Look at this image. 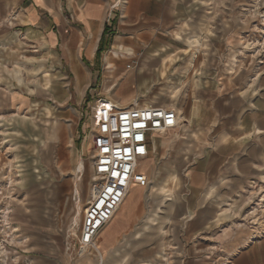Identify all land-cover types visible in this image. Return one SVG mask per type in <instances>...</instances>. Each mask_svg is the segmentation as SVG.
<instances>
[{
  "label": "crops",
  "instance_id": "crops-1",
  "mask_svg": "<svg viewBox=\"0 0 264 264\" xmlns=\"http://www.w3.org/2000/svg\"><path fill=\"white\" fill-rule=\"evenodd\" d=\"M252 6L253 0H0V112L22 173L24 201L11 219L29 247L21 249L22 261L69 264L65 238L50 234L62 229L56 187L64 161L76 166L72 192L80 163L93 176L92 161L80 152H95L90 115L105 97L123 107L174 109L179 124L154 133L152 147L174 137L180 170H168L171 203L148 213L152 232L137 224L146 214V187L133 185L98 236L103 258L84 254L72 264H264V236L252 238L245 224L244 237L229 235V224L217 243L194 234L264 197V59L257 69L242 58L240 17ZM144 161L149 180L150 155ZM88 201L80 200L82 213ZM68 210L73 216L74 202ZM183 225L193 234L182 252L161 256L160 234ZM216 244L224 254L214 253ZM129 255L148 260L128 263Z\"/></svg>",
  "mask_w": 264,
  "mask_h": 264
},
{
  "label": "rangeland",
  "instance_id": "rangeland-1",
  "mask_svg": "<svg viewBox=\"0 0 264 264\" xmlns=\"http://www.w3.org/2000/svg\"><path fill=\"white\" fill-rule=\"evenodd\" d=\"M254 6L249 11L246 12L244 17H240L242 30L245 31V52L242 54V58L249 59V63H256V68H260L259 65L262 63L264 59V48L262 44V40L264 37V26L262 23L261 14L264 13V0H253ZM246 11V10H245ZM244 25V27H243ZM254 59V61L252 60ZM246 61V60H245ZM247 63V62H244ZM2 80H0V83ZM0 241H2L5 237L1 231L2 225H4L3 220V212L2 210H6V208L11 209L9 214V222L12 227H17L18 231H16L17 236H14L11 247H6V257L0 261V264H32L31 260L25 258L22 261V251L25 250L28 245L23 246L24 238L17 224L12 222V210L15 205L21 204L24 201L23 187L20 184V179L22 177L21 170L18 168V164L14 161L13 158V147H11L12 142L10 141L11 135H9L8 131L3 127L4 117L0 112ZM169 135V134H168ZM176 140L172 136H168L165 138H160L157 142L156 148L152 147L150 154V163L151 169H149V186L145 188V193L143 195V200L141 201L140 208L142 209V214L146 212V214L142 217L139 216L137 224L142 225V228L145 227V231L152 232L156 226L153 223H148L147 220L150 219L148 213H150V209L152 207H167L170 201L166 200L168 196V189L170 188L172 183H168L170 177L168 176L170 170L179 169L176 165L178 163V157L173 155V151L175 149ZM95 152L92 150L91 154H87L86 151L80 152V159H89L90 164L93 161V156ZM170 162V163H169ZM63 173L60 175V180H58L57 184V193H58V211L60 212L57 215L56 221L57 224H62V229L58 227L53 228L50 231L51 235L64 237L67 247L69 248V264H72L76 257H81L79 253V248L77 245V237L71 236L69 233V226L71 224L72 213L68 210V206L74 202V214H78L80 217V221L82 219V206L86 203V201L91 199L93 186V176H89L85 174V171H80L79 167L77 168V176H76V184H74V188L78 190V194L74 197L72 192L73 181L75 168L74 164L70 161H64ZM81 164V163H80ZM79 164V166H80ZM170 164V166H169ZM172 174V173H171ZM169 174V175H171ZM168 176V177H167ZM173 182V180H172ZM81 183V189H78V184ZM180 190L183 189L184 183L181 180ZM163 187V189H161ZM54 188V187H53ZM56 190V189H55ZM74 190V189H73ZM95 190V189H94ZM166 193V194H165ZM158 198V201H157ZM73 199V200H72ZM81 200V204H80ZM183 200H181L182 202ZM157 202V204H156ZM71 213V214H70ZM142 217V218H141ZM190 217L186 216L183 223L188 221ZM230 230H228L229 235L238 236L240 238L244 237L245 228L242 227V224H245L246 229H249L252 238H260L264 236V197L262 195H255L253 198L246 201V205L242 210H240L236 215H232L228 217V220H225L223 223L218 222L217 227L209 230L203 231L201 233H194L197 235V238H203L210 241H215L217 243L218 239H220V234L226 232L224 228L226 226H230ZM161 225L160 223L158 224ZM67 226V229L64 228ZM61 227V226H60ZM138 229V228H137ZM68 230V231H67ZM15 233V234H16ZM193 233H189L187 227L183 225L182 227L172 228L170 226L166 227L165 232L160 234L162 237V241H164L163 248H159L158 250H162L160 252L161 256H170V255H178L179 252H182V245L185 241L190 238V235ZM130 237L125 239L120 238L122 241H130ZM18 239V240H17ZM17 240V241H16ZM12 241V242H13ZM136 241V240H135ZM21 243V244H20ZM128 244V243H127ZM130 244V243H129ZM220 244V243H218ZM216 244L215 249L213 250L216 254H224V249H221L220 246ZM179 245V246H178ZM2 246V244H0ZM3 247V246H2ZM95 254V253H94ZM93 254V255H94ZM96 255V254H95ZM2 254L0 253V260ZM85 257V256H84ZM146 256L140 257V255L128 256V263L133 261H145Z\"/></svg>",
  "mask_w": 264,
  "mask_h": 264
},
{
  "label": "built area",
  "instance_id": "built-area-1",
  "mask_svg": "<svg viewBox=\"0 0 264 264\" xmlns=\"http://www.w3.org/2000/svg\"><path fill=\"white\" fill-rule=\"evenodd\" d=\"M261 18L264 26V13ZM261 45L264 47V37ZM90 119L94 134L93 186L96 193L83 210L77 245L79 253L98 255V236L111 222L132 186H149L141 168L151 153L153 134L175 128L179 117L172 108L144 106L138 102L118 107L115 102L100 97L92 107ZM2 212L1 231L5 238L0 241L3 246H0V261L6 257L5 248L14 244L18 231L8 219L11 209Z\"/></svg>",
  "mask_w": 264,
  "mask_h": 264
},
{
  "label": "bare ground",
  "instance_id": "bare-ground-1",
  "mask_svg": "<svg viewBox=\"0 0 264 264\" xmlns=\"http://www.w3.org/2000/svg\"><path fill=\"white\" fill-rule=\"evenodd\" d=\"M118 107H123V106H119V105H117ZM93 132V131H92ZM157 133V132H156ZM160 134V133H159ZM162 134V133H161ZM92 135H94L93 133H92ZM143 162H146V161H143ZM94 165V156H93V161H92V166ZM79 167V170H78V172H82V171H84V165L83 164H80V166H78ZM93 181H94V173H93ZM148 187V186H147ZM96 193V189L94 190H92V196L94 195ZM73 194H74V197L78 194V190L77 189H75L74 188V190H73ZM92 199V198H91ZM90 199V200H91ZM126 199V198H125ZM89 200V201H90ZM125 201V200H124ZM124 201H123V203H124ZM123 203L121 204V206L123 205ZM120 206V207H121ZM120 207H119V209H120ZM118 209V210H119ZM84 210V209H83ZM117 210V211H118ZM117 213V212H116ZM83 214V213H82ZM114 218V217H113ZM82 220V219H81ZM112 221V220H111ZM80 225H81V221H80V217H79V215L78 214H74L72 217H71V224H70V226H69V228H68V230H69V233H71V236L73 237V236H78V234H79V229H80ZM69 249V248H68ZM80 254L81 255H84V251H81L80 252ZM98 255H100V257H101V259L103 258V253H102V251L98 248Z\"/></svg>",
  "mask_w": 264,
  "mask_h": 264
},
{
  "label": "trees",
  "instance_id": "trees-1",
  "mask_svg": "<svg viewBox=\"0 0 264 264\" xmlns=\"http://www.w3.org/2000/svg\"><path fill=\"white\" fill-rule=\"evenodd\" d=\"M103 48L100 47L99 51H98V56H101Z\"/></svg>",
  "mask_w": 264,
  "mask_h": 264
}]
</instances>
